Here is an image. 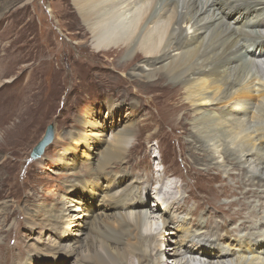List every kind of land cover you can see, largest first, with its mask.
<instances>
[{"label":"bare ground","instance_id":"1","mask_svg":"<svg viewBox=\"0 0 264 264\" xmlns=\"http://www.w3.org/2000/svg\"><path fill=\"white\" fill-rule=\"evenodd\" d=\"M71 1L94 48L115 52L114 69H130L134 87L164 89L171 80L167 88L182 90L183 106L193 108L197 116L192 122L191 144L202 156L201 162L211 157L210 162L217 161L222 167L240 161L242 166L235 164L233 170L242 174L233 177L243 197L244 187L255 183L245 180L246 172L264 179V0ZM123 56L131 58L121 62ZM105 105L113 117L116 110L124 109L114 101ZM134 108L130 102L128 110ZM133 119L129 111L114 122L92 115L80 129L59 139L64 149L60 162L75 172L76 160H85L84 174L89 179L86 185L85 177L68 180L59 206L40 212L42 222H36L38 208L28 212V223L36 222L40 232L52 230L58 243L38 242L32 251L26 247L22 257L34 249L37 253L27 264L37 263L40 257H52L54 263L59 258L61 262L74 259L72 264H163L164 256L171 264H264V233L236 239V250L221 247L234 236L230 231L221 233L232 220L242 219L240 226L253 225L259 232L264 231V221L255 224L245 215L225 218L211 205L206 210L204 202L196 203L190 216V201L181 194L182 184L163 180L142 184L155 168L144 169L143 178L127 169L117 170L131 149ZM142 162L149 163L144 159L136 164ZM129 177L133 184L127 183ZM151 191L157 209L152 217L147 209ZM75 192L77 197L71 199L75 201L69 200ZM259 212L264 213L263 206ZM202 215L207 216L205 227ZM216 219V227L209 228ZM152 220L161 223L157 231ZM165 235L169 239L161 240ZM161 241L167 246L161 247ZM7 259L5 264H23L14 263L11 256Z\"/></svg>","mask_w":264,"mask_h":264},{"label":"rangeland","instance_id":"2","mask_svg":"<svg viewBox=\"0 0 264 264\" xmlns=\"http://www.w3.org/2000/svg\"><path fill=\"white\" fill-rule=\"evenodd\" d=\"M79 18L71 0H0V211L3 210L0 212V264H5L9 256L14 263L27 264L37 253L34 249L27 257H22L26 247L32 251L38 242L52 246L58 243L52 230L40 232L36 222L44 220V211L59 206L60 198L67 193L68 180L77 182L86 176L85 160H76L75 172L60 162L64 149L59 139L80 129L92 115L114 122L121 121L127 111L132 114L135 125L131 149L117 170L127 169L143 178L144 169L155 168L142 184L146 186L151 180L182 184L181 194L190 201L187 207L190 216L195 212L196 203L204 202L206 210L211 205L225 218L245 215L246 219L255 220V224L263 222L264 213L259 209L264 207V179L258 173L246 172L245 180L255 183L244 187L246 195L243 197L233 177L242 174L241 170H233L240 161L234 159L235 164L226 163L222 167H218L217 161L210 162L211 157L207 158L208 162H201L202 156L191 144L192 122L197 116L193 108L183 106L186 100L182 90L167 88L171 80L164 84V89L135 84L134 87L130 81L133 80L131 70L124 67L115 70L117 54L97 51L90 37L84 34L81 28L84 24ZM128 58L131 57L123 56L120 60L127 62ZM108 101L121 103L124 109L116 110L113 117L106 109ZM130 102L135 104L133 111L128 110ZM50 124L55 125V139L42 158L32 160L31 152ZM105 133L109 138L111 128ZM144 159L149 163L136 164ZM88 179L85 177L83 184L86 185ZM127 183L133 184L132 177ZM76 193H72L69 200L75 199ZM153 195L149 192L151 198L147 204L152 216L157 211ZM37 208L36 222L28 223V212ZM200 218L205 227L207 216ZM218 221L216 219L209 228H215ZM242 222V219H234L221 231L234 235L221 247L236 250V239L254 238L264 233L253 225L245 229L240 226ZM152 223L156 225L157 221L152 220ZM237 227L239 229L234 230ZM166 236L161 240L169 239ZM22 237L21 244L18 240ZM159 245L165 247L167 243L161 241ZM50 258H37V263L33 264H72L74 260L61 262L56 258L54 263ZM164 258L163 264L172 263L170 258Z\"/></svg>","mask_w":264,"mask_h":264},{"label":"water","instance_id":"3","mask_svg":"<svg viewBox=\"0 0 264 264\" xmlns=\"http://www.w3.org/2000/svg\"><path fill=\"white\" fill-rule=\"evenodd\" d=\"M54 139H55V125L50 124L46 129L43 139L33 149L31 158L33 160H37L41 158L44 155L46 148L53 143Z\"/></svg>","mask_w":264,"mask_h":264}]
</instances>
